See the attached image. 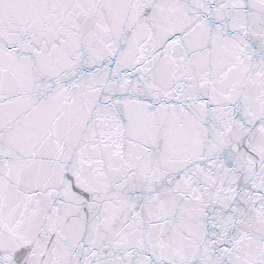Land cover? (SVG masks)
<instances>
[{
  "label": "snow or ice",
  "instance_id": "snow-or-ice-1",
  "mask_svg": "<svg viewBox=\"0 0 264 264\" xmlns=\"http://www.w3.org/2000/svg\"><path fill=\"white\" fill-rule=\"evenodd\" d=\"M0 264H264V0H0Z\"/></svg>",
  "mask_w": 264,
  "mask_h": 264
}]
</instances>
